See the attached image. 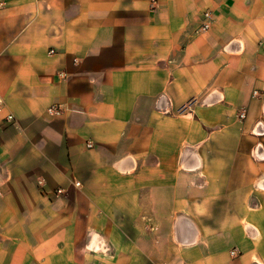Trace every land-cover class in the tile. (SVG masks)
<instances>
[{"label": "crops", "instance_id": "1", "mask_svg": "<svg viewBox=\"0 0 264 264\" xmlns=\"http://www.w3.org/2000/svg\"><path fill=\"white\" fill-rule=\"evenodd\" d=\"M0 96V264H264V0H0Z\"/></svg>", "mask_w": 264, "mask_h": 264}, {"label": "built area", "instance_id": "2", "mask_svg": "<svg viewBox=\"0 0 264 264\" xmlns=\"http://www.w3.org/2000/svg\"><path fill=\"white\" fill-rule=\"evenodd\" d=\"M211 27H212V14L207 12V13H205V22L203 24L202 30L203 31H209L211 29ZM51 53H53V52H51ZM3 106H4V101H3V99L0 96V113H1V111L3 109ZM48 112L50 114H53V115H60L62 110L59 107L53 106V107L49 108ZM240 116H241V119H245L246 118V113L242 112ZM7 120L10 121V122L13 121L14 120V116L9 115L7 117ZM75 185H76V187H78L80 189L84 188V186L82 184H80V183H76ZM60 192H62V190H60L59 193ZM232 255H236L235 252H232Z\"/></svg>", "mask_w": 264, "mask_h": 264}]
</instances>
